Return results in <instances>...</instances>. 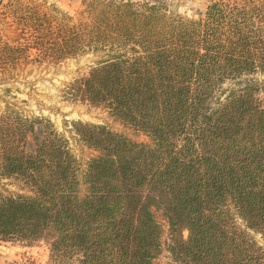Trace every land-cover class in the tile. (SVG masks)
Returning <instances> with one entry per match:
<instances>
[{"label":"trees","instance_id":"1","mask_svg":"<svg viewBox=\"0 0 264 264\" xmlns=\"http://www.w3.org/2000/svg\"><path fill=\"white\" fill-rule=\"evenodd\" d=\"M80 6L74 17L48 0H7L18 34H0V73L98 54L70 98L105 107L151 145L73 120L95 152L81 172L49 120L6 105L0 177L30 193L0 196V240L43 241L50 264H261L252 234L264 240V0H211L196 19L159 0ZM35 123L44 134L28 152ZM154 211L170 262L156 261Z\"/></svg>","mask_w":264,"mask_h":264},{"label":"rangeland","instance_id":"2","mask_svg":"<svg viewBox=\"0 0 264 264\" xmlns=\"http://www.w3.org/2000/svg\"><path fill=\"white\" fill-rule=\"evenodd\" d=\"M6 1L0 0V34L3 40L10 41L11 38L17 36L18 31L10 23L11 19L4 14L3 6ZM159 1L181 16L196 19L204 12L206 5L211 0ZM48 2L55 4L74 17L82 9L81 0H48ZM98 60H100L98 54L87 52L55 65L24 62L0 73V111L9 105L29 118L37 117L49 120L53 128L67 138L69 149L77 158L81 172L84 170L88 158L95 152L83 146L70 131L73 120L106 125L111 130L121 133L135 142L151 145V141L146 135L115 121L110 117L105 107H94L86 102L70 98L68 93L70 83L86 76ZM43 134L44 124L35 123L33 131L27 135L25 150L34 152ZM29 193L20 181L0 177V196ZM154 217L161 226L162 246V252L156 261L159 263L170 262L171 257L167 251L169 243L167 222L160 211H154ZM252 235L264 247V240L259 235ZM43 244L46 246L44 242ZM261 264H264V261Z\"/></svg>","mask_w":264,"mask_h":264},{"label":"crops","instance_id":"3","mask_svg":"<svg viewBox=\"0 0 264 264\" xmlns=\"http://www.w3.org/2000/svg\"><path fill=\"white\" fill-rule=\"evenodd\" d=\"M0 264H50L47 245L42 241L24 245L0 240Z\"/></svg>","mask_w":264,"mask_h":264}]
</instances>
